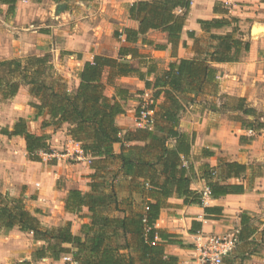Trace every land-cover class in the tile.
I'll use <instances>...</instances> for the list:
<instances>
[{
    "label": "trees",
    "instance_id": "16d2710c",
    "mask_svg": "<svg viewBox=\"0 0 264 264\" xmlns=\"http://www.w3.org/2000/svg\"><path fill=\"white\" fill-rule=\"evenodd\" d=\"M0 2L14 13L18 0ZM190 9L191 0L137 1L129 8V18L139 24L138 29L126 28L117 37H125L126 44L135 45L141 40L145 45H153L145 36L156 31L167 36L175 53ZM215 11L228 15V11L217 10V7ZM199 24L209 33L235 26L230 33L211 34L214 44L203 58L172 62L154 82L147 79L154 73V66L149 65L143 72L141 68H134L127 59L128 56L144 58L137 48L130 46H122L117 59L95 56L93 61L86 62L78 72L79 86L72 91L62 80L52 78L54 67L50 56H29L0 63L6 71V75L0 76L3 100L14 99L22 87H27L29 106L35 110V119L45 115L49 117L42 123V128L60 129L67 124V135L80 144L84 155L91 159L90 167L94 171L90 192L70 190L64 201L65 211L69 214L81 216L83 209L88 210L89 214L84 217L90 222L81 227L84 237L73 234L71 222L53 228L44 226L36 216L41 212L31 213L23 197H12L0 191V230L9 232L17 228L40 242L32 254L33 262L45 259L57 262L64 255H70L77 264H179L177 257L168 256L165 252L164 243L175 242L173 235L156 228L165 200L176 196L184 200L185 205L203 207L206 213L217 211L205 206L203 193L191 189L192 170L182 166V157L190 156L194 138L180 132V115L185 110L184 103L193 102L203 95H218L219 72L213 64L239 63L250 52L251 44L244 42L236 18L229 20L223 17L199 21ZM190 36L194 37V33ZM156 48L164 50L166 47L157 45ZM134 75L144 81L146 88L153 93L156 124L152 131L124 133L116 119L126 114L125 103L133 94L117 81ZM108 86L114 88L115 99L106 95ZM162 95L166 101L157 105ZM210 109L234 113V120L246 131L264 129L261 114L247 105L246 98L237 99L231 107L222 101L220 106L213 104ZM28 122L20 118L12 129L4 128L0 134L9 139L23 138L30 161L42 162L43 154L53 153L51 137L31 133ZM118 143H121V152L116 154L114 146ZM117 165L132 178L130 193H147L150 200L142 210L128 212L120 209L124 201L119 200L115 186L120 176L119 171H114ZM246 170L245 165L222 162L217 169L205 171L211 197L219 199L229 194H243L242 186L221 183L233 178L241 179ZM240 238L239 231L238 240ZM237 246L224 258L223 264H245L248 256L237 252Z\"/></svg>",
    "mask_w": 264,
    "mask_h": 264
},
{
    "label": "crops",
    "instance_id": "0c3cea01",
    "mask_svg": "<svg viewBox=\"0 0 264 264\" xmlns=\"http://www.w3.org/2000/svg\"><path fill=\"white\" fill-rule=\"evenodd\" d=\"M137 1L141 0H129V8ZM255 2L256 5H252ZM21 3L22 1L18 0L16 14L13 19L9 20V24L4 23L6 26L11 27L18 23L22 15ZM0 4V9L4 11H0V20H4L9 7L1 2ZM216 7L217 10L228 11V15H223L219 11L216 12ZM257 10L262 12L258 16L256 15ZM223 17L229 20L231 18L246 20L256 17L257 22L261 24L260 27L256 28L259 30L258 32L264 33V0H191V9L186 26L175 53L172 46L168 44L167 36L156 31H150L145 36L148 41L153 42V45H145L141 40L135 45L126 44L125 37H123L122 40L118 38L119 42L115 46L109 45L110 39L103 41L101 37L97 40L93 37L85 38L67 33L62 29L63 24L60 22L59 25L47 26L48 30L42 31V35H40L42 38L40 39L45 42L55 36L65 40L63 51L72 53L69 54L72 56L68 57L62 51L55 52V50L47 53L49 55L52 53L55 66L62 67L60 61L64 60V68L66 69L64 72L71 74V71L76 69L74 89L80 83L77 73L86 62L93 61L95 56L117 59L122 46L137 48L140 56H144L143 59L141 57L135 59H132L131 56L127 57L134 68H141L143 72H146L149 65L154 66V73L150 77L146 76L150 82H154L168 69L172 62L203 58L210 46L214 44L210 39L211 34L221 35L232 32L235 25L223 30H212L209 33L204 31L199 24V21H212ZM4 22L6 21L4 20ZM243 22L245 21H241L240 24ZM122 27L119 30L120 33L126 28L138 29L139 24L130 20L128 13ZM240 31L244 33V30ZM190 33H194V37H191ZM245 38L251 43L250 52L245 60L239 63L213 64V67L219 72L218 95H203L193 102L184 103L185 110L180 115L179 125L180 132L194 138L190 156L188 158L182 157V166L192 170L191 189L203 193L207 187L205 178L207 173L205 171L217 169L222 162H235L247 167L244 177L229 179L221 184L239 185L243 187L245 192L243 194H229L219 199L210 196L205 206L215 208L217 211L214 213H206L205 209L199 205H185L184 200L176 196L165 200L156 228L166 234L173 235L175 242H165V252L168 256L177 257L179 264H191L194 257L195 239L198 234L228 236L235 232L239 234V231L241 238L237 244V252L239 251L243 256H248L245 264H264V129L261 135L249 136L241 124L232 119L231 116H235L234 113L229 111L215 112L210 109L213 104L220 106L222 101L226 102L225 97H236L238 99L246 98L247 105L257 110L258 113L264 111V97H255L253 90L249 89L250 84H245L242 80L244 76L240 78L235 73L240 71L242 75V72H246V76H249V72L258 69L259 64L255 60H258L259 57L254 55L255 47L257 53L264 54V38H256L257 42L252 40L251 35L244 36ZM21 41L20 37L17 36V39L7 50L0 44V61L4 58L14 59L27 56L28 54H24L23 51L14 49ZM82 42L89 44L88 48ZM157 45L166 48L161 50L156 48ZM75 53H80L82 56L76 58L73 55ZM106 53L107 55H105ZM117 83L129 90L133 97L125 103L126 114L118 116L116 123L124 133L138 130L135 127L137 109L140 107L145 94L153 93L146 88L145 82L135 75L121 78ZM111 90L110 94L106 93V95L115 99L114 88L111 87ZM29 98L28 88L22 87L18 95L9 101L10 111L14 116L9 129H12V126L20 118L28 120L33 127L30 126V129H35L34 132L30 131L31 133L45 134L51 137L50 144L53 153L43 154L42 162H32L29 159L23 138L9 139L0 135V142H3L0 144V191L12 197H23L26 207L31 213L41 212L36 216L44 226L53 228L71 222L73 234L84 237L81 234V227L88 224L90 220L86 217L81 218L80 215L67 213L64 201L70 190H79L82 193L90 192L89 184L92 182L94 171L88 163L89 158L79 154L80 144L75 143L67 135V124L60 129L53 127L42 129V123L49 120V117L45 115L35 119L34 110L29 106ZM165 101V97L162 95L157 100V105H163ZM261 116V121L264 123V114ZM242 138H244L243 141ZM114 150L116 154H119L121 143L116 144ZM121 170L120 165L114 168V171L120 173L115 184L119 200L124 201L120 205V209L128 212L130 210H142L145 203L150 200L147 193H130L132 178L126 176L125 172L123 170L121 172ZM88 214V210L83 209L82 215ZM16 237L20 241L26 239L27 243L11 242ZM40 245V242L34 241L31 234L22 233L17 228L8 233L3 229L0 230V247L5 251V254H1L5 261L4 264L28 262L31 264H59V261L54 262L51 259L33 262V250ZM25 247L27 250L24 249ZM12 259L15 261L11 262Z\"/></svg>",
    "mask_w": 264,
    "mask_h": 264
},
{
    "label": "rangeland",
    "instance_id": "374dc122",
    "mask_svg": "<svg viewBox=\"0 0 264 264\" xmlns=\"http://www.w3.org/2000/svg\"><path fill=\"white\" fill-rule=\"evenodd\" d=\"M21 1L22 3L20 9L22 15L19 18L18 23H15L11 27H8L4 24V23L9 24L10 23L9 20L14 18L16 12L12 14L9 11H7V16H5L4 18L6 22H4V20H0V44H2L3 47L7 50L10 48L11 44H13V42L17 39L18 36L22 41L18 43V45L14 47V49H18L19 51H23L24 54H28L27 56L18 57L14 59H24L29 56H43V54L44 56L45 55L48 56L49 54L47 52H51L52 50H55V52L62 51L64 55H68V57L72 56L69 55L72 53L63 51L65 47V40L62 37L53 36L51 39H48V41L45 42L43 41V39H40L42 38L40 37V35H42V31L48 30L47 26L59 25L60 22L63 24L62 29H64L67 33H73L76 34L77 36H84L85 38L93 37L94 39L96 38L97 40H99V38L101 37V40L103 41L105 39H110V41L109 40H105V41H109V45L111 44L116 46L117 42H119L117 37L119 34V30L123 28L122 24L126 21L129 13V0H91V1L60 0L59 3H56L53 0H21ZM60 5L64 6V10L62 9V7H58ZM252 5H256V2L253 3ZM0 8H1V4H0ZM57 10L59 11V14H57ZM0 11L4 12L1 9ZM260 13L262 12L258 11L256 12V15L258 16L260 15ZM241 21H245V22L240 24ZM239 24H240L239 29L244 30L243 39L244 36L247 37L248 35H251V37L253 38L252 40L254 42H257L256 38H264L263 32L251 33L254 28L261 26L260 22H257L256 17L246 20L244 19L239 20ZM49 30L51 31L52 29ZM246 39L247 38L244 39V42H250ZM82 43L83 45H86L88 48L89 44L87 45L86 42H82ZM73 55H75V57L78 58L80 56V53H75ZM105 55H107V53ZM254 55L255 56L257 55L259 57L258 60H255L256 63L259 64L257 70L254 69L253 71L249 72V76H246V72H242V75L240 71H237L238 73L237 72L235 73L238 74L240 78H243L244 76V79L242 80H244L245 84L248 83L250 84L249 89H252L254 92L253 94H255V97L259 98L260 96L264 97V54L257 53L255 47ZM49 56L51 57V61L54 67L51 73L53 74L52 78L54 77L58 80H62L63 82H65L69 91L75 90L74 75H76V69L71 71L72 72L71 74L66 73L64 72L66 71V69L64 68L65 66L64 60L60 61L62 62V67L55 66L53 62L54 59L52 53ZM246 56L247 54L244 55V57L240 62H243ZM6 60H13V59L4 58L3 60L0 61V63ZM4 75H6V71L0 67V76H4ZM107 77H108V73H106L104 77L105 83L107 82ZM49 80L52 79L50 78ZM110 90L111 87L108 86L105 92L109 95ZM28 94H29V89H28ZM237 99L238 98L233 97L231 98L230 101L226 100V103H228L229 107H231L234 104H236ZM143 100L141 104H143ZM35 102H37V100H35ZM260 113L263 115L264 111H261ZM34 114H35V110H34ZM231 117L234 120L235 117L234 116ZM13 118L14 116L10 111L9 101L3 100V97L0 94V131L4 128H9L13 121ZM241 118L247 119L248 117L241 116ZM30 126L31 128H33L32 124L28 122V130L34 132L35 129L31 130ZM262 131L263 129L258 132L254 131L255 136L261 135ZM2 143L3 142H0V144ZM80 217L84 218V215H81ZM22 240L23 241H20L19 238L16 237L12 239L11 242L14 243L17 241V242H25V244L27 243L26 239H22ZM24 249H26V247ZM35 249L36 248H34V250ZM1 254H5V251L2 249V247H0V264H4L5 261ZM14 261H15L14 259L11 260V262Z\"/></svg>",
    "mask_w": 264,
    "mask_h": 264
},
{
    "label": "built area",
    "instance_id": "2783aa9c",
    "mask_svg": "<svg viewBox=\"0 0 264 264\" xmlns=\"http://www.w3.org/2000/svg\"><path fill=\"white\" fill-rule=\"evenodd\" d=\"M119 39L122 40L123 36ZM154 104L155 101L152 94H145L143 104L140 105V111L135 117L136 129L148 131L154 130L156 124L155 109L153 108ZM247 133L249 136H255V132L253 130H248ZM79 154L85 156L81 148L79 150ZM88 163L91 164L90 158L88 159ZM210 196L211 191L208 187H206L203 190L205 205ZM238 242V232L228 236L198 234L195 239L194 257L191 264H223L224 258L229 256L235 250ZM59 264L77 263L74 261L72 256L64 255L59 261Z\"/></svg>",
    "mask_w": 264,
    "mask_h": 264
},
{
    "label": "water",
    "instance_id": "95a60500",
    "mask_svg": "<svg viewBox=\"0 0 264 264\" xmlns=\"http://www.w3.org/2000/svg\"><path fill=\"white\" fill-rule=\"evenodd\" d=\"M58 7H62V9L64 10V6L60 5V6H58ZM57 14H59V11H58V10H57ZM254 31H255V28L252 30L251 33H254Z\"/></svg>",
    "mask_w": 264,
    "mask_h": 264
},
{
    "label": "bare ground",
    "instance_id": "6f19581e",
    "mask_svg": "<svg viewBox=\"0 0 264 264\" xmlns=\"http://www.w3.org/2000/svg\"><path fill=\"white\" fill-rule=\"evenodd\" d=\"M258 31H259V30L256 28L254 32L257 33Z\"/></svg>",
    "mask_w": 264,
    "mask_h": 264
}]
</instances>
